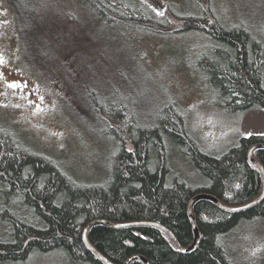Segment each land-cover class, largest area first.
<instances>
[{
  "label": "trees",
  "instance_id": "1",
  "mask_svg": "<svg viewBox=\"0 0 264 264\" xmlns=\"http://www.w3.org/2000/svg\"><path fill=\"white\" fill-rule=\"evenodd\" d=\"M6 1L15 16L21 48L34 69L44 67L50 73L76 65L83 48L128 30L162 35L200 32L209 44L193 65L216 93L222 110L264 108L263 41L244 20L226 24L214 13L210 0H193L198 13H160L149 0H68L75 11L58 8L62 0ZM75 27L78 30L70 31ZM80 49L81 53L76 51ZM128 74L126 69L123 79L128 83L153 81L151 75ZM114 82L108 89L100 90L97 84L86 87L83 97L93 130L115 144L102 181L76 180L56 158L34 149L15 130L0 124V224L4 227L0 264L55 251L63 252L72 264H106L83 238L86 225L96 219L158 222L181 245L190 246L195 232L188 206L195 194H213L230 206L260 194L263 180L259 168L249 161L248 150L264 143V132L242 135L221 154H212L189 132L185 114L175 101L166 96V101L151 106L144 98L149 87L122 95L117 93L120 84ZM138 106L148 119H139ZM170 144L192 164L202 184L190 183L174 172L167 153ZM253 155L264 166V147L254 149ZM170 174L172 183L167 184ZM193 213L201 238L190 252L177 250L170 237L153 225L98 223L88 237L116 264L135 254L145 256L150 264H235L222 238L241 222L264 218V198L240 211L201 198L193 204ZM130 264L145 263L135 259Z\"/></svg>",
  "mask_w": 264,
  "mask_h": 264
},
{
  "label": "rangeland",
  "instance_id": "2",
  "mask_svg": "<svg viewBox=\"0 0 264 264\" xmlns=\"http://www.w3.org/2000/svg\"><path fill=\"white\" fill-rule=\"evenodd\" d=\"M62 1L58 8L75 11L68 0ZM210 1L214 13L226 24L246 21L264 44V0ZM149 3L160 13L200 12L193 0H149ZM84 32L88 38L91 36ZM208 44L209 39L200 32L162 35L128 30L107 36L93 47L83 48L86 49L83 56L81 49L76 50L81 53L76 56V65L45 73L44 67L34 69L24 54L14 13L6 0H0V57L3 58L0 124L15 130L34 149L56 158L76 180L102 181L107 176L115 144L93 130L83 97L86 87L97 84L100 90L113 88L114 84L110 83L115 81L116 86L120 84L117 93L122 95L135 88L149 87L144 98L148 97L151 106L166 101V96L175 101L185 114L189 132L200 145L212 154H221L242 135L264 132V108L235 113L222 110L216 93L193 65ZM126 69L133 76L151 75L153 81L125 82ZM13 82L18 86L9 87ZM139 109L138 106L139 119H148ZM167 153L174 172L181 178L193 184L203 183L200 174L173 145H169ZM172 177L173 174L168 176L167 184L172 183ZM3 232L0 224V234ZM222 239L235 264H264V218L241 222ZM6 264L72 263L63 252L55 251L35 252L26 261Z\"/></svg>",
  "mask_w": 264,
  "mask_h": 264
},
{
  "label": "water",
  "instance_id": "3",
  "mask_svg": "<svg viewBox=\"0 0 264 264\" xmlns=\"http://www.w3.org/2000/svg\"><path fill=\"white\" fill-rule=\"evenodd\" d=\"M258 147H264V143H257L255 145H253L252 147L249 148L248 150V158L249 161L256 165L260 172H261V177L263 180V187H262V191L261 193L254 198L253 200L241 204V205H237V206H230L227 204L222 203L215 195L207 193V192H199L197 194H195L192 199L189 202V206H188V212L191 218V222H192V226L195 232V240L194 242L190 245V246H183L181 245V243L179 242L178 238L175 236V234L169 229L167 228L165 225L158 223V222H154V221H143V222H127V223H114V222H110L106 219H96L93 220L91 222H89L83 232V237H84V241L86 243V245L96 254L97 257H99L104 263L106 264H116L114 262H112L111 260H109L107 257H105L89 240L88 237V232L90 230L91 227H93L94 225L98 224V223H103L106 224L108 226H113V227H124V226H135V225H153V226H157L159 228H161L171 239L172 243L174 244L175 248L181 252H190L192 251L200 242V230L199 227L197 225L196 222V218L193 214V204L195 203V201H197L198 199L201 198H209L212 199L214 202L217 203V205H219L220 207L227 209V210H231V211H240V210H244V209H248L251 208L253 206H255L256 204H258L263 198H264V166L263 164L254 158L253 156V151L254 149L258 148ZM135 259H141L143 260V262L145 264H150L148 259L141 255V254H135L130 256L125 262L121 263V264H130L133 260Z\"/></svg>",
  "mask_w": 264,
  "mask_h": 264
},
{
  "label": "snow or ice",
  "instance_id": "4",
  "mask_svg": "<svg viewBox=\"0 0 264 264\" xmlns=\"http://www.w3.org/2000/svg\"><path fill=\"white\" fill-rule=\"evenodd\" d=\"M0 63H3V58L0 57ZM9 87H17L18 85L16 84V82H13L11 84L8 85Z\"/></svg>",
  "mask_w": 264,
  "mask_h": 264
},
{
  "label": "bare ground",
  "instance_id": "5",
  "mask_svg": "<svg viewBox=\"0 0 264 264\" xmlns=\"http://www.w3.org/2000/svg\"><path fill=\"white\" fill-rule=\"evenodd\" d=\"M172 102V101H171ZM255 145V144H254ZM253 146V145H252ZM251 146V147H252ZM254 152V151H253ZM254 156V155H253ZM261 173V172H260ZM194 214V213H193ZM195 216V215H194ZM132 222H143V221H132ZM140 225H142V224H140ZM201 236V235H200ZM84 238V237H83ZM201 238V237H200Z\"/></svg>",
  "mask_w": 264,
  "mask_h": 264
}]
</instances>
